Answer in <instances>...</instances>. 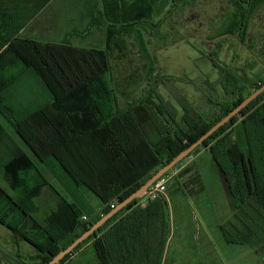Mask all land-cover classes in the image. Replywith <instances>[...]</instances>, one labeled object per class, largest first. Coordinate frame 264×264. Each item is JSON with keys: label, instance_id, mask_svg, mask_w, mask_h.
Listing matches in <instances>:
<instances>
[{"label": "trees", "instance_id": "trees-1", "mask_svg": "<svg viewBox=\"0 0 264 264\" xmlns=\"http://www.w3.org/2000/svg\"><path fill=\"white\" fill-rule=\"evenodd\" d=\"M229 2L233 10L212 39L230 34L237 35L243 42L252 15L264 6V0ZM193 3L194 0H119L114 4L110 0L105 1L103 9L107 25L103 50L28 39H4V43L11 41L8 49L22 60L25 71L39 81L45 98L40 108L16 120L13 110L0 96V112L13 122L17 136L36 160L40 163L55 160L75 187H85L101 202L99 211L89 215L78 212L75 204L63 199L55 211L38 221L34 218L38 209L33 201L42 197L47 182L26 154L15 155L0 176V224L10 230L14 243L25 242L34 251L28 254L18 251L11 256V264L48 263L264 84L261 73L251 78L244 70L222 66L210 56L208 60L218 73L215 85L220 92L217 90L214 95L215 89L208 86L209 94L205 100L213 110L216 109L215 113L203 116L186 108L181 121L177 122L175 110L170 111L156 92L163 76L154 70L152 43L148 37L154 35L156 40H164L159 28L166 22V7H169L170 14H174ZM113 10L114 17L111 15ZM118 11L119 16L116 14ZM132 48L134 56L141 57L144 62L145 78L142 80L148 81V86L145 91H139L135 100L126 102L127 107L123 111L130 116V122H125L120 118L116 89L110 77L111 62L132 59ZM102 76L108 82L106 88L114 114L105 120L102 127H88L97 122L91 107L83 108L85 116L81 117L76 111L80 108L73 110L75 106L66 105L65 99L83 94L89 97V103L96 104L95 94L103 90L98 85ZM71 121L82 122L84 126L72 128L69 126ZM202 147L219 174L227 204L233 208L232 216L238 223L248 219L242 213L245 206L262 215L264 92L189 156L196 155ZM138 199L115 213L59 264H82L83 261L73 258L87 246L85 250L93 251L90 264H159L168 235L163 215L166 200L157 195L153 199L148 198L145 206H138ZM83 216L86 220H82ZM156 219L163 223L162 230L156 225ZM23 223L27 224L21 229ZM247 229L243 232L237 229L243 243L253 247L264 239L251 232L250 225ZM222 235L227 234L223 232ZM224 238L225 242L233 244L231 236Z\"/></svg>", "mask_w": 264, "mask_h": 264}, {"label": "rangeland", "instance_id": "rangeland-1", "mask_svg": "<svg viewBox=\"0 0 264 264\" xmlns=\"http://www.w3.org/2000/svg\"><path fill=\"white\" fill-rule=\"evenodd\" d=\"M169 10V7L165 8L166 22L159 28L164 40L158 41L151 35L148 41L152 43L154 70L163 76L156 92L170 111L177 109V122L181 121L186 108L196 110L203 116L215 113L216 109L213 110L205 100L209 94L208 86L215 89V92L209 89L214 95L217 90L220 92L218 85H215L218 73L208 60L210 56L222 66L244 70L251 78L260 73L264 75V6L252 15L243 42L239 41L237 35L230 34L212 39L227 14L233 10L229 0H194L193 4L179 12L170 14ZM132 52V59L111 62L110 77L116 89L120 118L125 122H130V116L123 111L127 107L126 102L135 100L139 91H145L148 86V81L142 80L145 78L144 62L141 57L134 56V48ZM107 83L105 76H102L98 85L103 90L95 94L96 104L92 101L89 103V97L83 94L68 97L65 104H73V110L80 108L76 111L81 117L85 116L82 114L83 108L91 107L94 115L107 120L114 114L109 103ZM69 99L74 102H69ZM101 107L104 109L101 110ZM197 154L192 161L189 160L193 155L186 157L174 167L175 171L167 175L166 190L161 196L167 200L163 215L167 229L170 225L173 238L168 242L165 239L163 250L166 242L168 250L159 264H264V239L252 247L239 239L237 231L240 229L243 232L250 225L251 232L259 234L257 237H264V208L263 211L260 209L262 215H259L257 210L245 206L242 213L248 219L238 223L232 216L233 208L228 209L219 174L210 163L207 151L202 147ZM36 167L48 186L43 188L42 197L33 201L38 209L35 219L40 221L49 212L55 211L63 199L75 204L78 212L89 215L96 213L97 206L101 205L100 200L85 187H75L55 160L37 163ZM172 172L175 174L171 179ZM147 196V193H143L139 197L140 203L147 204ZM26 224L23 223L21 229ZM222 232L232 237L233 244L224 241L227 235H222ZM11 240L10 230L0 224V264H11V256L18 251L22 254L34 251L25 242H19V250H15ZM67 242L69 240L62 244ZM92 252L90 249L82 256L75 255L74 260L87 264Z\"/></svg>", "mask_w": 264, "mask_h": 264}, {"label": "crops", "instance_id": "crops-1", "mask_svg": "<svg viewBox=\"0 0 264 264\" xmlns=\"http://www.w3.org/2000/svg\"><path fill=\"white\" fill-rule=\"evenodd\" d=\"M105 1L108 0H0V96L8 108L13 110L16 120H21L40 108L45 97L39 81L25 71L22 60L8 49L10 42L14 39H28L103 50L107 25L103 9ZM110 1L113 4L119 2V0ZM116 14L119 16V11ZM111 15L115 16L114 10ZM6 38L12 39L4 43ZM94 117L97 120L96 124L88 127H102L105 123L104 117L98 114ZM69 126L83 128L84 125L82 122L77 124V121H71ZM18 153L26 154L34 164L40 163L27 149L23 140L17 136L13 122L0 112V176H3L5 167ZM196 156L198 154L192 156L189 161ZM174 174L175 172L171 173V179ZM139 199L137 205L145 206L146 204L140 203ZM100 208L101 205L97 206L96 213ZM156 225L162 230L163 223L158 222V219ZM169 227V224L168 229L165 226V230L170 231L167 242L173 238ZM167 242L162 252L163 257L168 250ZM11 244L15 250H19V243L16 244L11 240ZM85 251L84 248L76 256H82Z\"/></svg>", "mask_w": 264, "mask_h": 264}, {"label": "water", "instance_id": "water-1", "mask_svg": "<svg viewBox=\"0 0 264 264\" xmlns=\"http://www.w3.org/2000/svg\"><path fill=\"white\" fill-rule=\"evenodd\" d=\"M264 92V84L258 89L254 90L248 97H246L241 103H239L234 109L229 111L223 118H221L217 123H215L206 133L200 136L194 143L190 144L186 149L178 153L168 164L164 165L159 169L151 178H149L145 183H143L137 190L131 193L128 197L122 200L116 207H114L110 212L101 216L94 224H92L86 231H84L79 237L71 241V243L59 251L52 259L46 264H59L62 259L70 254L75 247L86 240L90 235L95 233L105 222H107L115 213L124 208L127 204L133 200L139 198L143 193H146L148 189L157 182L166 173L172 171V169L180 163L183 159L189 156V154L195 150L198 146L211 136L220 127L228 123L234 116L238 115L241 110L247 107L253 100H255L259 95Z\"/></svg>", "mask_w": 264, "mask_h": 264}, {"label": "built area", "instance_id": "built-area-1", "mask_svg": "<svg viewBox=\"0 0 264 264\" xmlns=\"http://www.w3.org/2000/svg\"><path fill=\"white\" fill-rule=\"evenodd\" d=\"M169 177H161L157 182H155L146 192L147 197L150 199L155 198L157 195H163L166 190V184ZM114 206H111L113 208ZM82 220H86V218L83 216Z\"/></svg>", "mask_w": 264, "mask_h": 264}]
</instances>
